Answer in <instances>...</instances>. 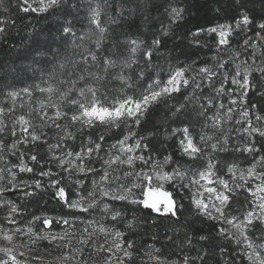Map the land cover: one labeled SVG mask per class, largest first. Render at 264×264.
Here are the masks:
<instances>
[{
  "label": "trees",
  "instance_id": "1",
  "mask_svg": "<svg viewBox=\"0 0 264 264\" xmlns=\"http://www.w3.org/2000/svg\"><path fill=\"white\" fill-rule=\"evenodd\" d=\"M97 5L103 7L102 25L107 28L103 36L104 45L101 51L105 57L115 60L118 66L111 69L100 82L92 81L90 78L78 81L81 83L79 87H96L98 97L109 103L123 95H138L143 86L150 82L149 77L155 78V73H159V78L164 79L169 70L187 67L191 69L190 75L200 80L199 69L207 67L212 70L215 76V88L223 86L225 92L229 90L232 92L230 97L227 95L217 97L215 88L205 87L202 92L198 91L193 94L189 87L167 98L166 101L153 105L141 121L140 126L132 129L136 132L137 138H144L142 143H146L148 146V152L144 153L145 156L150 152L156 161H162L165 157L171 156L172 163L165 165L164 171L167 172L178 167L186 173V178L200 167H206L209 161L216 164L215 171L218 174H228V169L233 165L248 169L254 159L258 160L261 155H264V138L255 135L251 138L252 145L260 149L259 153L249 154L234 151L237 144L240 147L248 146L246 143L249 139L239 134L238 124L234 123L240 118L238 113L244 108H250L255 114L264 116V74L255 70L264 67V62L261 59L264 56V47H261L259 43L256 48L251 47L258 32V25L264 23V0H66L59 9L43 14L24 13L19 10V0H4V4L0 6V19L12 21L6 25L7 31L0 34V103H3L5 108L9 105L2 102V97L3 95L7 96L8 92L29 89L37 94L39 92L34 90L35 86H45L44 81L54 83L62 90L64 89L65 86L60 85L59 81L68 79V76L57 65L60 62H66L68 57L82 60L83 55L81 50L72 49L70 40L66 41L62 36V29L71 22L73 30L78 35L90 31L93 40L97 39V31L89 24L91 9ZM172 7L183 9L181 19L172 18L169 13V9ZM244 13L252 20V24L247 26L246 31L243 28L234 30L229 47L218 44V34H209L203 31L218 25H233ZM109 17L116 22L109 23ZM196 32L201 34L193 35ZM248 37L253 39H250L246 46L244 40ZM157 39L160 41V46L154 48L152 41ZM129 40L141 42L142 48L133 57L137 62L131 68L121 69L119 65L127 63L128 58L132 56L129 50L130 46L127 44ZM84 47L90 51L96 50L94 44L89 41L84 42ZM145 50L153 52V59L150 62L151 70L147 69L144 58ZM57 53H59L58 56ZM253 53H255V57H253ZM253 58L255 59L254 64L251 63ZM243 60H248L249 63L246 65L242 63ZM225 61H228V64L224 69H221L220 64ZM229 64L231 67L228 66ZM237 64L240 65L242 71L245 68L252 71V75L249 77L251 90L243 98L246 103H238L233 106L228 104V100L231 98L240 101L241 98L236 86L225 81V76L230 80L236 71ZM89 65H92L90 60ZM83 67L82 64L77 65L76 71L80 75L84 74ZM88 71H96V68L90 67ZM141 71L145 72V78L142 80L138 78V73ZM121 73L132 84L131 89L114 78L115 75ZM97 75H100V72H97ZM73 78H76L75 73H73ZM222 81H224L223 85ZM188 97H193V99L189 101ZM209 101L212 102L213 107L208 108L207 112H202L200 106L203 104L207 108ZM218 101L224 103L228 108L236 109L231 119L224 117V110L218 109ZM177 108H180L179 112L175 111ZM64 110L71 114L72 110L69 107H64ZM217 112L220 117L224 118L219 121V128H211L209 127L211 121L207 117L215 116ZM12 118L13 114H8L4 118L8 127L7 133L2 139L5 145L2 159L16 164L21 152L24 153L26 162L30 155H36L40 163L30 164L33 172L19 173L17 179L29 184L40 180L42 184L46 185L48 179L41 178L38 174L49 169L53 172L58 171L55 161L50 159L48 145L57 143V133L60 130H48L47 144L41 142L18 144V151L14 156L7 149L10 148L12 142L20 137L21 133L20 127L12 121ZM29 119L33 124L39 123L36 114L29 116ZM254 123L259 124L260 122L254 121ZM63 126H66V132H71L75 136V139L63 142L66 148L76 149L88 140L98 143L100 136H103L104 141L101 145L100 155H106V150L130 131L123 125L121 127L98 125L95 128L79 131L80 126L73 125L70 121H65ZM13 127L17 131L15 137L9 134ZM182 128L189 129L197 141H199L198 136L202 133L211 136L213 140L211 144H216L217 149L213 151L210 148L208 152L200 154L193 160L187 158L181 152L179 143L182 136L178 130ZM173 130H177L175 135H173ZM52 138H55V141ZM225 140H227L226 144ZM95 164L96 167H100L99 162H95ZM142 169L148 171L146 165H143ZM95 176L97 179L99 178V174H95ZM92 178V176L83 177L86 180L85 189H90ZM76 180V178L70 177L69 179L66 176L62 184L66 188H77V184L74 183ZM153 182L155 183V181ZM185 182L183 181L184 184ZM166 187L167 190L172 191L173 198L179 206L176 217H161L141 205L125 201H109L105 198L101 203L104 202L103 204L120 212L122 218L119 221L102 220L105 213L99 206L91 210L90 215L70 211L57 200L54 190L50 188L23 189L8 193L6 199L19 207L22 215H17L16 218L23 225L35 216L51 217L54 220L74 218L78 221L93 218L102 220L106 227L125 232V243L132 242L134 244L135 258L129 264H144L145 261L152 264L146 254L152 248L161 249L159 255L169 261L181 262L182 257L187 256L192 264H225V261L232 264L233 260L235 264H241L242 258L239 256L238 246L233 240L219 234L220 224L217 221L209 220L198 214L188 193L182 190L183 186L179 190L171 186ZM26 191H33L36 194L25 198ZM249 203V195L245 191L236 189L229 210L241 213ZM6 211L7 209H0V222L3 221ZM130 222L133 225L131 229L128 228ZM35 227L38 229L39 225L37 224ZM80 227L82 225L78 223L77 228ZM55 228L62 229L58 225ZM104 240L103 236H98L91 243L99 246ZM108 240H111L110 236ZM222 248L227 249L230 256L222 254ZM201 255H203L202 260L198 259ZM102 256L103 253H92L91 256H88L86 251L82 260L87 257L88 264H100Z\"/></svg>",
  "mask_w": 264,
  "mask_h": 264
},
{
  "label": "snow or ice",
  "instance_id": "2",
  "mask_svg": "<svg viewBox=\"0 0 264 264\" xmlns=\"http://www.w3.org/2000/svg\"><path fill=\"white\" fill-rule=\"evenodd\" d=\"M66 0H19V10L24 13H48L50 10L59 9ZM4 4V0H0V6ZM103 11L102 5L94 6L91 9L89 24L95 28L98 33V38L93 40L92 33L84 32L77 34L72 27L71 22L67 23L62 29V36L66 41L70 40L73 50H81L83 59L75 60L71 57L66 58V62H60L57 67L66 72L68 79L59 81L60 85H64V89L56 86L54 83L44 81L45 86L36 85L35 91L39 93H45L48 96L50 104L41 103L38 109H35L39 123L33 124L32 120L26 118L25 115H20L16 118L15 124L19 125L20 137L11 143L10 148L7 151L12 155H16L18 144H27L32 142H41L47 144V133L44 132L45 128L59 129L57 133V143L48 145V151L50 153V159L55 161V166L58 171H42L38 175L41 178H47L48 183L42 184L40 180L29 184L20 182L17 183V175L19 173H32L33 168L29 166V163L39 164L36 155H30L27 162L24 159V153H20L18 156V163L14 165H8L6 161H2V154L5 151V145L2 139H0V163L4 166L0 167V209H8V212L4 216V224L14 233L17 239L23 240L27 238L29 247L36 245L38 242L46 241L48 244L61 250L62 259L65 261H71L72 264H88V258L83 260L76 259L77 256H85L87 251L88 256L92 253H103L105 255L104 264H113V261H117L118 264H129L134 260V244L132 242L125 243V232H120L106 227L102 220L110 219L111 221H119L121 213L110 208L107 204L101 202L107 198L109 201H125L128 203L141 205L145 209H150L154 213H157L161 217L172 216L176 217L178 211V204L173 199L172 191L167 190L166 186H171L174 189L179 190L181 186L187 187L194 197V207L197 209L199 215L206 217L209 220L217 221L219 224L231 226L240 232V236L235 239V242L246 251L244 256L247 258L249 264H264V244L257 245L252 236L249 235L253 231V227L256 224L264 226V155H261L258 160L254 159L252 165L246 170L241 171L237 177V166L233 165L228 169L231 173L233 180L239 179L243 181L242 184L237 187L244 188L246 192L253 198L250 203L252 207L245 213L243 218L230 217L226 213L229 205L232 202L233 193L235 188L230 186V182L220 178L216 174V164L209 161L203 172L196 174V178L192 179L189 184H184L186 173L181 171L178 167L164 171V166L172 163V157L167 156L162 161L154 160V157L149 152L147 156L144 155L148 152V146L146 143H142L143 137L137 138V134L134 130L138 128L141 121L144 119L148 110L161 101H166L167 98L172 97L176 93L182 92L183 89L191 88L193 94L196 92H202L205 87L215 88L214 80L215 76L212 70L203 67L199 69L201 79L197 80L195 76H191L190 68H175L168 71L166 78L160 79L159 73H155L153 78L149 77V81L144 86L142 91L136 96H122L116 103L107 104L98 97V89L92 86H85L77 89L78 81H84L91 79L92 81L100 82L108 75L111 69L116 68L117 62L111 58L104 56L103 51V36L107 31L102 25L101 14ZM169 13L173 19H181L183 15V9L172 7L169 9ZM109 23H115L109 17ZM12 23L10 20L0 19V34H4L7 31L6 25ZM252 24V20L244 13L241 14V18L236 20L233 25H218L210 29H206L209 34L216 33L220 39L218 44L221 46L229 47L231 43V37L236 29L247 30V26ZM201 33H193L195 36H199ZM253 39L248 37L244 40V44L247 46L249 40ZM89 41L94 44L95 51H90L84 47V42ZM79 42V43H78ZM257 43L264 47V23L258 25V32L254 38V42L251 44L252 48H256ZM127 44L130 46V52L132 56L128 58L127 63L119 65L121 69L131 68L137 61L133 58L135 53L142 48L141 42L137 40H129ZM160 41H152V47L158 48ZM57 56L59 53L56 54ZM255 57V53H253ZM144 58L147 63V69H152L150 63L153 59L152 51H144ZM264 62V56L261 57ZM89 60L92 65H89ZM242 63L248 64V60H243ZM251 63H255L253 58ZM82 64L84 74L80 75L77 71V65ZM228 61L220 64V68L224 69ZM71 65V67H69ZM231 67V65H228ZM90 67H95L96 71H88ZM261 74H264V67L255 69ZM55 71V69H54ZM100 72V75H97ZM73 73L76 74V78H73ZM252 75V71L245 68L243 71L240 65H236V71L232 74L231 79L225 76V81L236 86L240 101L237 99H229L228 104L238 105V103H246L244 97L248 95L250 89L249 77ZM115 79L119 80L122 85L131 89L132 84L129 83L127 77L122 73L115 75ZM139 79L145 78V72L138 73ZM54 80V77H52ZM224 81L221 82L223 85ZM75 93V95H74ZM217 97L231 96L232 92L229 90L225 92L223 86L215 88ZM55 94H59V102L52 101ZM33 90L24 89L22 92H8V107L5 108L0 105V134H5V129L8 127L6 120L4 119L9 113L14 112L16 107H24L21 103L16 104L17 98L23 99L24 96L31 98ZM189 101L193 97H188ZM65 102H67L65 104ZM64 107H69L72 111L71 114L64 110ZM202 112H207L208 108H212L211 101L208 102V107L201 106ZM217 107L220 110H224V117L231 119L235 108H228L224 103L217 102ZM51 108L53 114H49L46 109ZM180 111V108L175 110ZM239 119L235 120V124H239L243 127L241 136L248 137L247 147H240L237 144L234 151L247 152L249 154L259 153L260 149L252 145L251 138L255 135L260 138H264V116L255 114L252 109L244 108L239 113ZM224 117L219 116V112L215 116L207 117L211 121L209 127L219 128V121ZM68 120L73 125H79V131L85 129L95 128L98 125L105 127H127L130 129L129 133L124 135L122 139L112 144L109 149L106 150V155H100L102 151V143L104 137L100 136V142L88 141V145L81 148L77 153H73L68 148L64 147V141L75 139V136L71 132H66L65 127L60 121ZM254 121L260 122L259 124ZM37 129L40 134L37 135ZM182 136L180 139V147L184 155L196 159L200 156L204 143L212 139L211 136L202 135L199 141L194 142L193 136L190 134L189 129L182 128L178 130ZM239 131V130H238ZM177 130H173L175 135ZM10 135L17 136L16 128L13 127L10 130ZM227 143V140L224 141ZM211 149L215 151L217 149L216 144L210 145ZM56 151H60L61 155H55ZM139 153V154H138ZM95 162H99L100 167H96ZM140 163L146 165L148 171L143 169L137 170L136 165ZM43 167V165H41ZM127 168L122 174H117L118 169ZM75 172L77 176L89 177L91 179L90 189H85L84 181H75L78 188H66L62 181L67 176L70 179L71 174ZM95 174H99L97 179ZM131 183H126V181ZM155 181V183L153 182ZM23 184V188L21 185ZM115 185L114 187H112ZM35 188L37 190H43L50 188L54 190V195L62 205L70 211L79 213L91 214V210L96 209L99 206L105 213L102 220L87 219L78 221L74 218H57L35 216L31 220L27 221L24 226H21V221L16 219L20 213L19 207L6 199L8 193H14L23 189ZM80 190H84L83 192ZM137 192L139 195H137ZM36 193L33 191H26L24 193L25 198L34 196ZM75 197V198H73ZM81 224L82 227L77 228V224ZM39 228L34 231L36 225ZM60 226L63 230L57 232L55 226ZM133 227L132 223L128 224V228ZM219 234L223 237L226 236L229 240H232L231 231L229 227H221L218 229ZM79 233V235H76ZM76 236L75 241L72 239ZM98 236L105 238L104 242H101L99 246L95 243H91ZM111 240H108V237ZM4 240L11 242L13 236L4 235ZM204 239V237H201ZM79 245V247H76ZM75 247V251L72 249ZM161 249L152 248L146 254L152 264H192L187 256L182 257L181 262L169 261L162 255H159ZM221 253L229 255L227 249L222 248ZM203 259V255L198 257ZM27 256L25 252L14 253L12 248H0V264H26ZM33 264H43L37 257L32 258ZM144 264H148L147 261ZM228 264V261H225ZM235 264V261H232Z\"/></svg>",
  "mask_w": 264,
  "mask_h": 264
},
{
  "label": "rangeland",
  "instance_id": "3",
  "mask_svg": "<svg viewBox=\"0 0 264 264\" xmlns=\"http://www.w3.org/2000/svg\"><path fill=\"white\" fill-rule=\"evenodd\" d=\"M218 37H219V35H218ZM219 39H220V37H219ZM80 84H81L80 82L77 83V86H76L77 89L82 88V87H79ZM16 92H22V91L21 90H17ZM121 97L122 96H120V98ZM2 98H3L2 102H6L7 103L8 99H9L8 96L3 95ZM120 98L114 100L113 102H109V103L106 102V103L107 104L116 103ZM52 101L59 102V94H55L53 96V98H52ZM21 103L24 105V107H22V108L21 107H16V110L14 112L9 113L11 115L13 114L12 121L14 123H15L16 118L19 117L20 115H25L26 118H29V116H31L32 114H36V112L34 110L35 109H38L41 103H44V104L47 105V104H50L51 101H49L47 94H45V93H37V94H35L34 91H33V95L31 96V98H29L27 96H24L23 99L17 98L16 104L17 105H20ZM66 103L67 102H65V104ZM0 105H3V103H0ZM46 110L49 111V114L50 115L53 114V110L51 108H48ZM65 121L68 122V120H65ZM65 121L64 120L63 121H60V123L63 125V123ZM76 126H79V125H76ZM238 128H239L238 129L239 130V134H241L243 127L238 124ZM6 129H5V134L7 133V130ZM48 130L57 131L59 129H55V128H52V129L45 128L44 129V132H47V135H48ZM58 132H60V131H58ZM39 133H40V131H39V129H37V135H39ZM5 134H0V139H3V137L5 136ZM191 135L193 136V134H191ZM202 135H205V134H203V133L200 134L198 136V138H200V136H202ZM193 138H194V136H193ZM52 140L55 141V138H52ZM88 141L85 144H83L81 146H78L76 149H71V148H68V149L71 150L73 153H77V152H79L81 150L82 147H84V146H90V145H88ZM211 141H213V140L211 139L210 141L203 142L204 143V147H203V150H202L201 154H205V152H208V150L211 148L210 147ZM194 142H197V140H195V138H194ZM246 144L248 145V143H246ZM181 152H182V150H181ZM55 155H61V152L60 151H56L55 152ZM186 157L189 158V159H191V160H193L192 158H190L188 156H186ZM2 161H4V160L2 159ZM5 161L7 162L8 165H14V164H12L11 162H9L7 160H5ZM252 163L249 165V167L252 165ZM30 164L31 163H29V166L31 167ZM3 166H4V164L3 163H0V167H3ZM136 166H138L137 167V170H141L142 167H143V165H140V163H137ZM205 168L206 167L202 166L199 169H197L196 171H194V173H191L188 177H186L184 179V181H186L185 184H189L192 179H195L196 178V174L199 173V172H203L205 170ZM237 169H238L237 170V177L239 176V174H240L241 171H244L246 173V170H247V169L241 168L239 166H237ZM126 170H127L126 167L125 168H122V169H118L117 174H122ZM216 174L220 178L225 179L226 181H229L231 187H234L238 191H240V190L245 191L244 188L237 187V185L242 184L243 181H241L239 179L233 180L232 175H231L230 172H228V174H218V172H216ZM70 177L71 178H76L77 179L76 181H84V182L86 181V180L83 179L82 176H77L75 174V172H73ZM20 182H23V181H18V179H17V183H20ZM126 183H131V181L129 180ZM21 187H23V184L21 185ZM77 188H78V185H77ZM182 190H185L188 193V195H189V197L191 199V202L194 205V197L192 196V194L188 190V188L187 187H183ZM246 193L249 195L248 192H246ZM137 195H139L138 192H137ZM249 198H250V201L253 199L250 195H249ZM251 207H252V204L249 203V205L247 206V208L243 212H241V213H239V212L237 213L236 211H231V210H229V207L225 211H226V213L230 217H241V218H243V216L245 215V213ZM7 212H8V209L5 212V214ZM21 226H24V225L21 223ZM257 226H258V228H257ZM221 227H229L230 228L231 235L233 237L232 240L235 243V245L238 246L239 256H241V258H242L241 259V264H249L247 258L244 256V252L246 251V249H244L243 247H241V245H239V244H237L235 242V239L240 236V232L237 229H235L234 227H231V226H226V225L220 224L219 225V228H221ZM35 228H34V231L37 230ZM55 230L57 232H60L63 229L60 230V229H56L55 228ZM5 234L13 236V240L11 242H8V241L4 240L3 237H4ZM249 235L252 236L254 242L257 245L264 244V226H261L259 224L254 225L253 231L250 232ZM75 238H76V236L74 235L72 237V239L75 241ZM29 243L30 242L28 241L27 238H24L23 240L17 239L15 237L14 233L8 228V226L4 224V217H3V221L0 222V248H12L13 251H14V253L25 252L26 253V256H27L26 264H33V261H32V258L33 257L39 258V260L41 262H43V264H71V261H65V260L62 259V253H61V250L60 249H58V248H56V247L48 244L46 241L38 242L36 245H33L32 247H29ZM76 247H78V245H76ZM72 251H75V247L72 249ZM80 257H81V259H80ZM102 257H103V259L101 260L100 264H104L105 255L103 254ZM76 259L82 260V256H77ZM113 264H118V262L114 260L113 261Z\"/></svg>",
  "mask_w": 264,
  "mask_h": 264
}]
</instances>
